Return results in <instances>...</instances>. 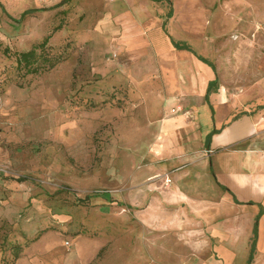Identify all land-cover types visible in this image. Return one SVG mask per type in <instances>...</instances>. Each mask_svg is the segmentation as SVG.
I'll return each instance as SVG.
<instances>
[{
    "label": "rangeland",
    "instance_id": "rangeland-1",
    "mask_svg": "<svg viewBox=\"0 0 264 264\" xmlns=\"http://www.w3.org/2000/svg\"><path fill=\"white\" fill-rule=\"evenodd\" d=\"M172 1L168 18L167 1L0 0V264H220L202 209L174 198L176 168L155 154L160 57L172 47L150 37L167 20L169 35L244 84L234 53H264V0ZM134 21L148 35L121 50ZM49 34L60 60L26 73L17 53Z\"/></svg>",
    "mask_w": 264,
    "mask_h": 264
},
{
    "label": "crops",
    "instance_id": "crops-1",
    "mask_svg": "<svg viewBox=\"0 0 264 264\" xmlns=\"http://www.w3.org/2000/svg\"><path fill=\"white\" fill-rule=\"evenodd\" d=\"M154 1H167V17L173 16L172 0ZM66 2L45 0L42 8ZM134 22L117 36L121 50L135 48L136 39L148 35L141 22ZM166 25L167 20L159 23L155 36L149 34L151 39L167 37L172 47L160 57L165 113L157 121L155 154L176 168L174 198L202 209L194 213L209 243L215 240L220 264H264V53H234L235 67L243 69L247 82L232 86L221 66L190 42L169 35ZM179 104L193 116L177 112Z\"/></svg>",
    "mask_w": 264,
    "mask_h": 264
},
{
    "label": "trees",
    "instance_id": "trees-1",
    "mask_svg": "<svg viewBox=\"0 0 264 264\" xmlns=\"http://www.w3.org/2000/svg\"><path fill=\"white\" fill-rule=\"evenodd\" d=\"M30 12H32L31 9L25 10L21 19ZM21 19L18 20L20 21ZM60 26L58 25L56 28L58 29ZM50 38L51 34L47 35L42 42L33 45L30 49L18 52L16 55L17 66L24 68L26 73H38L42 72V70L55 67L60 59L50 54V50L48 49ZM99 195L100 193L98 192L88 194L83 201L88 202L92 197ZM13 251L15 257H19L21 249L15 248Z\"/></svg>",
    "mask_w": 264,
    "mask_h": 264
},
{
    "label": "built area",
    "instance_id": "built-area-1",
    "mask_svg": "<svg viewBox=\"0 0 264 264\" xmlns=\"http://www.w3.org/2000/svg\"><path fill=\"white\" fill-rule=\"evenodd\" d=\"M175 110H176L177 112H183L184 114H186V115L189 116V117H192V116H193L192 111H190V110H186L181 104L177 105L176 108H175ZM1 171H3L2 168H0V172H1ZM170 182H171V179L169 178V179L167 180V183L169 184ZM0 212H1V201H0Z\"/></svg>",
    "mask_w": 264,
    "mask_h": 264
}]
</instances>
